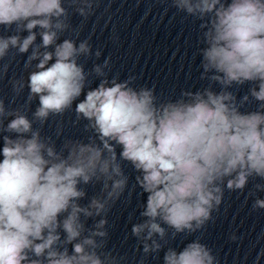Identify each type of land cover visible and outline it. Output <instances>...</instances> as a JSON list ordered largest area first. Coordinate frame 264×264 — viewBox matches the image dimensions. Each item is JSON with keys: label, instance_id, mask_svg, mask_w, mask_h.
Masks as SVG:
<instances>
[{"label": "clouds", "instance_id": "9594fccd", "mask_svg": "<svg viewBox=\"0 0 264 264\" xmlns=\"http://www.w3.org/2000/svg\"><path fill=\"white\" fill-rule=\"evenodd\" d=\"M172 4L201 21L199 78L209 83L162 100L154 87H135V77L109 78L110 57L85 71L80 57L99 59L102 51L93 52L87 39L58 42L71 29L64 0H0V26L14 33L0 35V59L10 49L28 54V100L39 101L29 119L0 99V264H118L104 249L108 213L129 184L124 162L147 194L144 219L131 229L145 256L164 248L168 229L173 239L204 230L225 189L243 192L250 180L264 181V0ZM71 5L85 19L93 12V0ZM90 74L99 84L74 109L90 135L57 149L41 128L72 110ZM12 83L17 94L25 88L23 79ZM246 84L238 97L234 89ZM252 101L257 110H244ZM89 185L100 186L90 198ZM257 191L264 192V183L249 195ZM252 208L264 210V198ZM163 264L218 261L197 238L180 251L168 247Z\"/></svg>", "mask_w": 264, "mask_h": 264}]
</instances>
